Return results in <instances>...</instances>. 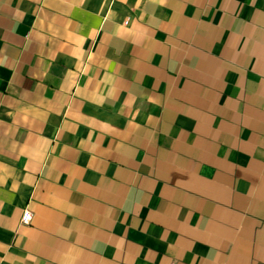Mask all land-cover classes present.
I'll use <instances>...</instances> for the list:
<instances>
[{
	"label": "crops",
	"instance_id": "obj_1",
	"mask_svg": "<svg viewBox=\"0 0 264 264\" xmlns=\"http://www.w3.org/2000/svg\"><path fill=\"white\" fill-rule=\"evenodd\" d=\"M0 264H264V0H0Z\"/></svg>",
	"mask_w": 264,
	"mask_h": 264
},
{
	"label": "built area",
	"instance_id": "obj_2",
	"mask_svg": "<svg viewBox=\"0 0 264 264\" xmlns=\"http://www.w3.org/2000/svg\"><path fill=\"white\" fill-rule=\"evenodd\" d=\"M124 24V23H123ZM29 221V215L25 211L19 213L18 225L25 226Z\"/></svg>",
	"mask_w": 264,
	"mask_h": 264
}]
</instances>
